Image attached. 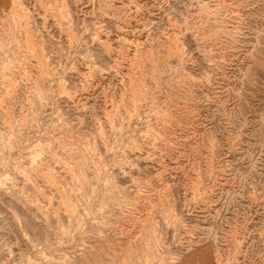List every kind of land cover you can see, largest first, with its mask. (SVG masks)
<instances>
[{
	"label": "rangeland",
	"instance_id": "rangeland-1",
	"mask_svg": "<svg viewBox=\"0 0 264 264\" xmlns=\"http://www.w3.org/2000/svg\"><path fill=\"white\" fill-rule=\"evenodd\" d=\"M0 264H264V0H0Z\"/></svg>",
	"mask_w": 264,
	"mask_h": 264
}]
</instances>
